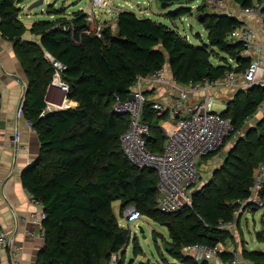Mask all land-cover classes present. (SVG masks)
<instances>
[{"label":"trees","instance_id":"trees-1","mask_svg":"<svg viewBox=\"0 0 264 264\" xmlns=\"http://www.w3.org/2000/svg\"><path fill=\"white\" fill-rule=\"evenodd\" d=\"M159 1L182 4L167 13L173 19L192 11L184 5L191 0ZM234 1L243 8L256 1L264 2ZM19 2L0 0V31L13 41L23 66L28 81L23 111L41 142L38 156L21 176L31 197L41 202L46 213V242L36 264H102L103 260L106 264H125L123 255L112 260L114 253L125 252L123 248L131 237V228L118 224L112 206L115 200H121L122 206L133 204L144 216L167 225L172 238L168 249L182 261L187 258L183 252L187 244L215 245L225 241L229 233L221 223L231 221L242 202L250 197L255 171L264 162V123L258 126L257 136L248 142L240 138L232 146L229 158L216 170L211 182L194 193L193 208L163 212L157 207L158 173L153 168L136 166L125 155L121 136L130 118L127 113L115 111L114 104L117 96L122 100L129 97L139 74H151L167 63L181 84L217 79L234 71L226 62H213L207 44L218 46L235 58L238 66L246 67L250 58L241 54L242 42L229 37L240 19L226 12L200 17L208 30L209 43L195 44L177 27L133 10L121 9L116 30L106 24L99 34L83 8L69 15L59 9L57 18L33 22L30 30L39 35L36 40L24 37L27 28L20 21ZM46 52L65 64L62 76L69 85L67 97L76 104L42 116L55 74ZM59 86L53 84L56 91ZM263 102L264 86L260 84L250 86L242 97L230 101L234 131L241 130ZM229 112L230 106L222 111L225 116ZM161 117L148 100L144 118L152 126L148 147L155 152L162 151L166 141L159 124ZM243 146L252 151L249 158L236 153ZM214 183L218 189L206 194L204 189ZM258 238L264 239L262 231ZM137 240L135 236L133 243ZM242 254L253 264H264V250L246 248ZM221 257L235 258L227 249ZM195 264L210 263L205 260Z\"/></svg>","mask_w":264,"mask_h":264},{"label":"built area","instance_id":"built-area-1","mask_svg":"<svg viewBox=\"0 0 264 264\" xmlns=\"http://www.w3.org/2000/svg\"><path fill=\"white\" fill-rule=\"evenodd\" d=\"M209 1L219 7H226L225 0ZM107 4L108 0H91L90 7L85 10L88 20L91 22L96 20L98 17L95 8ZM263 4L264 2L256 1L253 5L244 7L243 11L249 14L261 15ZM100 29L101 26H98L99 34ZM229 37L232 40L242 42L244 46L241 52L242 55L248 57L253 55L256 31L248 21L240 20V23L230 31ZM263 47L264 41L259 44L260 49ZM46 58L52 63L55 70L50 86L59 79V84L65 89V96L68 101L67 91L69 85L61 77L63 70L66 68L65 64L48 52H46ZM235 75L234 71H229L225 76L217 79L205 78L200 81L181 84L175 78V80H169L166 68L162 67L151 74H139L137 76L131 90L134 97L122 100L117 96L114 110L127 113L130 118L129 126L121 136L122 149L128 159L136 166L153 168L157 171V207L159 210L178 212L194 207L193 188L200 175L197 165L198 160L201 162L202 157L222 146L234 130L231 117L223 115L222 111L214 108V105L217 99L216 95H218L215 89L235 87L237 83ZM242 76L243 84L248 87L255 84L264 86V67L257 59H250L243 70ZM154 83L180 89L176 95L168 94L159 100L152 101V108L160 116L168 118L170 122L166 125L163 124L166 141L163 150L159 152H155L148 147V140L153 135V130L150 122L144 118L145 104L148 100H151L147 90ZM61 105L63 104L50 102L43 109L41 115L45 116L50 110L60 108ZM67 105L63 106L67 107ZM1 114L2 99L0 97V118ZM263 185L264 162L260 163L255 171V183L251 187V195L242 202L243 205L249 201L262 204L260 190ZM31 199L41 205L39 200L32 197ZM39 214L41 219L44 220L46 217L45 211L42 210ZM124 217L128 223H131L144 217V214L137 206L132 204L124 210ZM224 224L231 226L232 221ZM43 235L45 236L44 229ZM23 249L24 245L14 241L0 221V264H24ZM225 249L222 242L215 245L195 242L187 244L184 250L192 252L197 260L204 261L211 260L216 256L220 257L221 252ZM233 254L235 256L233 261L236 263L240 253L234 250ZM117 257L118 254L114 253L112 260H116Z\"/></svg>","mask_w":264,"mask_h":264},{"label":"rangeland","instance_id":"rangeland-1","mask_svg":"<svg viewBox=\"0 0 264 264\" xmlns=\"http://www.w3.org/2000/svg\"><path fill=\"white\" fill-rule=\"evenodd\" d=\"M18 5L20 6V21L23 22L26 31L23 33L24 37L30 39L39 40V35H35L31 32L30 27L33 24V21L40 18H57V11L64 10L65 14H70L74 9L84 8L88 9L91 5V0H45V2L35 8L30 9L29 5L35 0H19ZM208 0H191L185 2L184 5H188L192 8V11L187 13V15L180 18L173 19L168 16L169 11H174L181 3H174L169 6L164 7L162 2L159 0H108V4L102 7H96L95 11L97 17L92 22L94 28L97 29L98 26H103L106 24H111L116 30V19L113 16L115 11H112L111 8H122L129 9L137 12L140 16H151L155 19L161 20L162 22L172 26L177 27L178 30L185 35L192 43L195 44H204L205 42L209 43L208 30L202 24L200 17H206L210 13H219L222 12L223 7H219L215 4L207 3ZM203 6V11L200 10V7ZM70 11V12H67ZM104 17L111 18L110 20H104ZM98 25V26H97ZM208 51L210 52V59L217 63H228L233 69L235 75L236 88L232 91V94H229V97L224 98L216 95L217 99L215 100L214 108L218 111L225 110L230 106V112L227 113L231 117L232 101L236 96H243L245 91L248 90V86L243 84V70L244 66H238L237 61L228 53L222 51L218 46L207 44ZM166 69L170 68L169 63L164 66ZM62 79L63 76L61 75ZM51 84V83H50ZM60 90L56 91L53 87V83L50 86V90L53 91L56 97H61L58 100V104H71L73 105L75 101L68 99L66 100L65 89L61 86ZM149 90L151 88L149 87ZM152 92V91H151ZM149 98H152L151 93ZM229 98V99H228ZM227 104V105H226ZM226 108V109H227ZM169 121L168 118L162 119L164 125ZM264 123V106L260 107L257 112L247 119L245 126L239 131H232L231 134L226 139L225 143L220 146L217 150L209 153L203 157L202 161L198 160V170L199 178L195 183L193 192L196 193L201 191L205 185L211 182V179L214 177L216 170H218L224 162L229 158V150L232 146L241 138L245 142L250 141L260 133L258 126ZM165 138L162 139L164 141ZM243 149V150H242ZM241 150H238L236 153L240 156L245 155L250 157L252 151L244 147ZM245 151V152H244ZM257 170V169H256ZM218 189V186L214 183L211 186H208L204 189L206 194L214 193ZM261 199L262 204L249 201L246 204H242L235 212L231 226H226L224 223L221 224V227L225 228L228 231L229 236L225 241H221L226 249H236L239 251L240 256L241 252L244 249H261L264 250V239L258 238V232L262 231L264 234V185L261 188ZM114 213L117 216L118 224L123 227L131 228V237L129 244L124 246L123 254L120 252L118 256L125 257V264H188L202 262L196 259L192 252L183 250L187 256L186 261L178 259L176 256L171 254L168 247L171 248L172 238L170 231L167 225H163L154 219L144 216L137 221L128 223L124 217V210L129 206H122L121 200H115L112 204ZM144 227V232L141 231L140 227ZM137 237V242L133 243V238ZM185 249V248H184ZM243 255V254H242ZM219 256V255H218ZM216 259L222 258L214 257ZM211 258V259H214ZM205 261V260H204ZM208 262L210 260H207ZM232 262V260H231Z\"/></svg>","mask_w":264,"mask_h":264},{"label":"crops","instance_id":"crops-1","mask_svg":"<svg viewBox=\"0 0 264 264\" xmlns=\"http://www.w3.org/2000/svg\"><path fill=\"white\" fill-rule=\"evenodd\" d=\"M225 1L226 9L223 7L222 12L235 15L240 20L248 21L254 27L256 31L255 50L249 58L259 60L264 67V47L259 48V44L264 41V13L262 12L261 15L245 13L243 7L234 0ZM207 3H210L209 0ZM121 9L111 8L112 11H115L113 15L115 19ZM67 12L70 11L67 10ZM110 19L104 17V20ZM166 73L169 80H175L171 67L166 69ZM27 85L28 81L23 66L14 51L13 41L5 37L0 31V97L2 99V114L0 118V221L10 237L24 245L22 253L24 264H36L46 240L43 235V220L39 214L43 207L32 201L31 195L21 178L25 167L38 156L41 146L39 135L32 123L26 118L21 106ZM150 88L151 90L148 88L147 94L149 96L151 93L152 98H149L151 101L159 100L168 94L176 95L180 90L178 87L173 88L159 83L150 85ZM235 88H217L215 92L223 97L224 101V98L229 97V94H232ZM50 89L48 103H59L58 100L61 97H56ZM261 105L264 106V102ZM164 118L161 117L160 119L159 124L161 127L164 126L162 123ZM168 123L170 122L168 121ZM163 130L165 132L164 127ZM227 250L234 251L236 249ZM233 260L231 262V260H224L223 258H214L209 263L253 264L252 261L246 259L242 254L236 263Z\"/></svg>","mask_w":264,"mask_h":264},{"label":"water","instance_id":"water-1","mask_svg":"<svg viewBox=\"0 0 264 264\" xmlns=\"http://www.w3.org/2000/svg\"><path fill=\"white\" fill-rule=\"evenodd\" d=\"M44 2H45V0H35V1H33V2L29 5V8H30V9L35 8V7H37V6L41 5V4H43ZM171 4H172V3L162 2V5H163L164 7L169 6V5H171ZM200 19H201V18H200ZM26 92H27V88L24 90V95H23L22 102H21V106H22V107H23V105H24V101H25V93H26ZM129 97H130V98L134 97V94H133V93H130ZM67 106H71V104H68ZM63 107H65V106L61 105L60 108H63ZM53 110H54V109H53ZM53 110H50V111L48 112V114H49L50 112H52ZM231 150H232V148H231ZM231 150H230L229 152H231ZM140 229H141L142 232H144V227H143V226H141ZM102 264H106V261L103 260V261H102Z\"/></svg>","mask_w":264,"mask_h":264},{"label":"bare ground","instance_id":"bare-ground-1","mask_svg":"<svg viewBox=\"0 0 264 264\" xmlns=\"http://www.w3.org/2000/svg\"><path fill=\"white\" fill-rule=\"evenodd\" d=\"M54 83H58V84H59V79H58L57 81L53 82V84H54ZM59 85H60V84H59ZM60 86H61V85H60ZM61 87H62V86H61ZM62 88H63V87H62Z\"/></svg>","mask_w":264,"mask_h":264}]
</instances>
